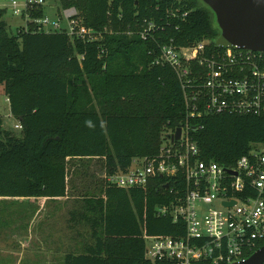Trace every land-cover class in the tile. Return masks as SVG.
<instances>
[{
    "label": "trees",
    "instance_id": "trees-1",
    "mask_svg": "<svg viewBox=\"0 0 264 264\" xmlns=\"http://www.w3.org/2000/svg\"><path fill=\"white\" fill-rule=\"evenodd\" d=\"M60 1L100 37L86 42L62 33L11 34L0 10V85L22 126L15 136L0 120V198L65 197L71 159L102 158L105 174H113L133 158L156 155L186 114L175 72L153 64L159 45L209 40L214 46L220 34L199 0ZM174 3L188 15L169 23L165 12ZM151 20L165 28L144 41L137 32ZM190 124L204 162L231 168L264 146V114L216 115ZM162 181L125 190L103 180L105 201H93L91 216L82 215L92 242L80 254H66L63 264H142L145 238L182 234L181 223L156 216L170 199Z\"/></svg>",
    "mask_w": 264,
    "mask_h": 264
},
{
    "label": "built area",
    "instance_id": "built-area-1",
    "mask_svg": "<svg viewBox=\"0 0 264 264\" xmlns=\"http://www.w3.org/2000/svg\"><path fill=\"white\" fill-rule=\"evenodd\" d=\"M45 1L19 4L9 0L12 15L22 20L15 26L16 32L62 33L71 40H96V31L82 24L73 7L56 6V21H50L44 16ZM39 11L40 17L33 16ZM187 15L175 3L165 12L169 23ZM164 28L161 22L143 21L137 34L144 41L151 40ZM158 54L153 64L169 66L182 89L186 114L180 138L172 141L174 129L156 155L133 158L125 171L105 174L104 180L125 190L163 180L161 189L170 199L156 208V216L181 223L183 233L145 238L142 264L244 262L264 242V146L240 157L231 168L204 162L192 137L196 127L190 123L216 115L264 114V52L212 46L209 40H202L190 46H175L170 41L159 45ZM14 129L21 131V124Z\"/></svg>",
    "mask_w": 264,
    "mask_h": 264
},
{
    "label": "rangeland",
    "instance_id": "rangeland-1",
    "mask_svg": "<svg viewBox=\"0 0 264 264\" xmlns=\"http://www.w3.org/2000/svg\"><path fill=\"white\" fill-rule=\"evenodd\" d=\"M16 1L24 4L25 0ZM60 5V0L45 1L44 16L56 21V6ZM0 8L5 11L7 32L15 34V26H20L22 20L12 15L9 0H0ZM61 25L65 26L63 19ZM6 99L0 85L2 130L18 136L20 131L14 125L20 122L10 113ZM71 160L66 180L69 198L65 203L47 197L0 198V264H63L66 254H80L91 244L89 223L82 220V215L91 216L89 205L103 199V159Z\"/></svg>",
    "mask_w": 264,
    "mask_h": 264
},
{
    "label": "water",
    "instance_id": "water-1",
    "mask_svg": "<svg viewBox=\"0 0 264 264\" xmlns=\"http://www.w3.org/2000/svg\"><path fill=\"white\" fill-rule=\"evenodd\" d=\"M214 15L220 32L215 44L239 46L264 52V0H200ZM172 141L180 138L181 127L174 124ZM233 204V203H232ZM237 264H264V245L246 261Z\"/></svg>",
    "mask_w": 264,
    "mask_h": 264
},
{
    "label": "crops",
    "instance_id": "crops-1",
    "mask_svg": "<svg viewBox=\"0 0 264 264\" xmlns=\"http://www.w3.org/2000/svg\"><path fill=\"white\" fill-rule=\"evenodd\" d=\"M68 196L66 195L65 197H60V198H56V201L58 200V201H62V202H66V200H68Z\"/></svg>",
    "mask_w": 264,
    "mask_h": 264
},
{
    "label": "flooded vegetation",
    "instance_id": "flooded-vegetation-1",
    "mask_svg": "<svg viewBox=\"0 0 264 264\" xmlns=\"http://www.w3.org/2000/svg\"><path fill=\"white\" fill-rule=\"evenodd\" d=\"M200 1V0H199ZM202 4V3H201Z\"/></svg>",
    "mask_w": 264,
    "mask_h": 264
}]
</instances>
